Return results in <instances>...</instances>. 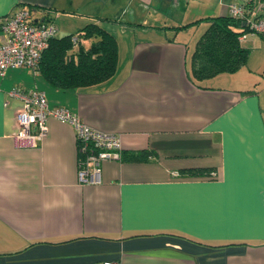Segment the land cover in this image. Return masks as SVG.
<instances>
[{
	"label": "crops",
	"instance_id": "1",
	"mask_svg": "<svg viewBox=\"0 0 264 264\" xmlns=\"http://www.w3.org/2000/svg\"><path fill=\"white\" fill-rule=\"evenodd\" d=\"M222 2L0 0V18L30 7L33 19L59 15L76 30L97 23L118 45L115 74L96 85L58 89L28 67L0 77V264H264V86L237 88L241 68L192 75ZM14 88L43 91L50 108L120 133L123 152L147 159L103 161L98 183H79L71 125L48 117L37 145L16 141Z\"/></svg>",
	"mask_w": 264,
	"mask_h": 264
},
{
	"label": "built area",
	"instance_id": "2",
	"mask_svg": "<svg viewBox=\"0 0 264 264\" xmlns=\"http://www.w3.org/2000/svg\"><path fill=\"white\" fill-rule=\"evenodd\" d=\"M226 13L243 21L247 31L238 36L242 40L248 33L264 38V0H223ZM53 21L33 19L32 10L18 7L0 18V77L9 68L28 67L36 71L41 53L56 34ZM74 44L78 39L71 38ZM10 95L23 99L22 108L16 114L14 138L35 146L47 133V119L54 117L72 126L78 150L77 177L79 183H98L101 177V162L120 160L122 139L120 133L107 132L89 126L77 114L64 107L50 108L43 91L34 88L26 93L12 89ZM178 175L174 173V176ZM102 264H117L106 261Z\"/></svg>",
	"mask_w": 264,
	"mask_h": 264
},
{
	"label": "trees",
	"instance_id": "3",
	"mask_svg": "<svg viewBox=\"0 0 264 264\" xmlns=\"http://www.w3.org/2000/svg\"><path fill=\"white\" fill-rule=\"evenodd\" d=\"M209 20L191 57L192 75L197 79L236 72L246 64L249 55V50L238 40V36L247 31L243 21L228 14ZM73 36L78 39L76 44L71 40ZM82 40H89V45L84 46ZM117 61L115 36L97 23H87L74 33L53 36L41 53L36 71L52 86L67 90L96 85L111 78L116 72ZM148 155L146 151L127 154L121 151L120 160L143 161Z\"/></svg>",
	"mask_w": 264,
	"mask_h": 264
},
{
	"label": "rangeland",
	"instance_id": "4",
	"mask_svg": "<svg viewBox=\"0 0 264 264\" xmlns=\"http://www.w3.org/2000/svg\"><path fill=\"white\" fill-rule=\"evenodd\" d=\"M235 2H239V0H233ZM219 2V0H215V3ZM59 15L54 16V24L56 26V34L55 36H62L68 33H71L75 31L74 26L72 24H67L65 21L62 19V17H58ZM206 27V24H201L200 26H194L191 29L187 31V33H190L193 35L197 31V35H199L202 30ZM68 28L71 31H67ZM189 34V35H190ZM190 35V37H191ZM188 36V35H187ZM249 38V36H248ZM255 41H245L242 44L245 47L249 48V56H248V61L246 65L241 68L238 72H236L237 76L235 79L236 86H242V87H237L239 89L243 88H254L256 91L260 90L264 86V38H262L259 34L256 35ZM84 44L87 45V41H84ZM222 76L219 77H227L224 72V74H221ZM231 75V74H230ZM216 79V80H215ZM206 83H211L213 86L215 85H220V86H225L234 84L231 81H224L220 80V78H213L212 80H208ZM244 86V87H243Z\"/></svg>",
	"mask_w": 264,
	"mask_h": 264
}]
</instances>
